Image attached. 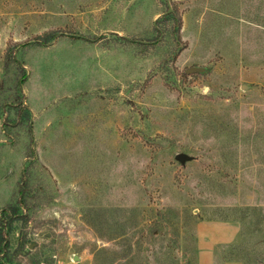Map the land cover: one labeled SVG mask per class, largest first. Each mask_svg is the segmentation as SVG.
Wrapping results in <instances>:
<instances>
[{"label": "rangeland", "instance_id": "rangeland-1", "mask_svg": "<svg viewBox=\"0 0 264 264\" xmlns=\"http://www.w3.org/2000/svg\"><path fill=\"white\" fill-rule=\"evenodd\" d=\"M3 209L0 264H264V0H0Z\"/></svg>", "mask_w": 264, "mask_h": 264}, {"label": "trees", "instance_id": "trees-1", "mask_svg": "<svg viewBox=\"0 0 264 264\" xmlns=\"http://www.w3.org/2000/svg\"><path fill=\"white\" fill-rule=\"evenodd\" d=\"M182 75L183 76H185V73H182ZM6 209H3V210H1L0 211V255L2 254V252H3V248H4V246H3V242L5 241V237L3 236V229H4V226H5V217H4V215L6 214ZM6 215H8V214H6ZM8 218H10V215H8L7 216ZM6 217V218H7Z\"/></svg>", "mask_w": 264, "mask_h": 264}, {"label": "water", "instance_id": "water-1", "mask_svg": "<svg viewBox=\"0 0 264 264\" xmlns=\"http://www.w3.org/2000/svg\"><path fill=\"white\" fill-rule=\"evenodd\" d=\"M170 12V9L168 10V13ZM204 68H199V67H191L187 70H185V74L186 75H190V74H198V73H202L204 72ZM176 160L180 161V162H183L184 160L187 159V157L185 156H182V155H177L176 157ZM33 246H30V248H32Z\"/></svg>", "mask_w": 264, "mask_h": 264}, {"label": "crops", "instance_id": "crops-1", "mask_svg": "<svg viewBox=\"0 0 264 264\" xmlns=\"http://www.w3.org/2000/svg\"><path fill=\"white\" fill-rule=\"evenodd\" d=\"M233 235V234H232ZM231 235V236H232ZM231 236L229 237V238H226V240L223 242V243H225V242H227L230 238H231Z\"/></svg>", "mask_w": 264, "mask_h": 264}]
</instances>
